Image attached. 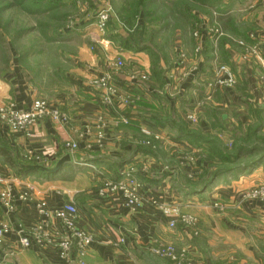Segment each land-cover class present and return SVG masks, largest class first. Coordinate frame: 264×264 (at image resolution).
<instances>
[{
  "label": "crops",
  "instance_id": "crops-1",
  "mask_svg": "<svg viewBox=\"0 0 264 264\" xmlns=\"http://www.w3.org/2000/svg\"><path fill=\"white\" fill-rule=\"evenodd\" d=\"M238 22L239 20L236 24ZM93 56L85 53V56L82 57L81 53L80 62L87 65L86 69L101 64V58L94 54ZM129 58L131 59L124 61V72L122 74L124 82L127 81L129 75L136 72L146 73L151 78L149 72L150 62L147 56H141L138 53L129 56ZM192 59L194 58L189 55L186 65H177L173 61L168 72V75L171 73V77L173 74V83L166 82V88L167 95L170 90V94L174 97L170 98L168 96L164 99V102L167 111L174 108L178 115L181 113L180 109L185 111V119L180 114L183 121H186L187 116L195 115L198 124L193 129L204 128L205 132H208L209 125L204 117L206 112H203L204 109L199 111L200 106L197 107L203 98L201 99L200 91L193 92L191 86L192 72L196 66H194ZM233 62L232 70L237 74L236 85L238 84V86L228 92L225 97L221 96V100L216 99L213 104L214 108H227L226 100H223L226 97L234 102L243 97L240 93H245L248 97L254 94V91L249 93V89L252 88L253 79L255 81L258 78L255 67L238 66L237 56H235ZM82 66L83 64L80 63L78 67ZM203 73L206 74V72ZM165 79L167 81V75ZM151 81L154 82L152 79ZM152 82H150L151 87L155 86ZM242 84H245L246 88L243 87L240 91L238 87ZM162 88L163 85L161 87L156 86L157 91ZM130 89L126 92L140 98L146 106L150 107L147 110L148 112L151 113V110H156L154 107L160 108L154 101L149 104V100L145 99L144 91L155 95L150 87L145 90L141 86L133 84ZM0 90L4 91L3 88ZM176 92L178 95H176ZM18 95L14 97V103L19 107L26 108L32 99L28 102L22 98L21 92ZM180 96L187 100L190 96H193L191 99L192 102L194 101V106L187 104V100H181ZM4 98H7V96L0 92V105L3 103L2 99ZM56 105L68 115V127L60 123L43 120L31 127V136L28 139L22 134L12 135L4 127H0V137L6 139L10 149H16L20 166L36 168V170L47 175H54L50 179L38 174L19 178L14 171L2 164L0 158V174L11 180L13 191L19 193L30 188L31 194L34 196L31 202H18L16 211L11 215L6 216L0 208V223L8 221L11 227L18 224L31 227L39 220L35 210V201H45L55 208L70 200L77 209L76 226L93 234L95 238L93 245L88 249L84 264H146L141 257L145 254L143 252L146 247L154 244L173 245L177 249L186 250L190 264H264V203L252 202L242 206L237 205L238 194L254 186V184L264 185V172L262 169L237 180L227 183L225 181L224 184H221L222 181L215 183L214 187L201 195L184 197L177 187L169 181L175 180L176 171L179 170L177 167L182 164V157L193 154L195 151L191 150L186 143L177 142L169 136L171 143L164 144L166 148L168 146L172 153H176L174 158L169 159L166 156L168 161L164 163L154 160L153 157L148 159L146 155L143 161L136 163L133 176L139 177V196L143 203V209L132 212L123 205L118 197L110 196L106 199H99L95 194V187L98 184L95 186L91 176L98 177V183L100 184L104 180L115 181L116 176L118 177L121 172L127 170L130 157L125 159L124 154L134 148L135 151L140 148L138 143H134V139H132L135 137L136 129L114 128L111 125V121L116 116L114 111L99 107L93 95L84 89L76 92L73 101L65 100ZM222 112L220 121L223 124V122L229 121L230 116H228V112L223 110ZM244 113L243 109L238 111V115ZM100 121L107 128L105 129V141L98 148L94 143L93 132L95 125ZM230 122L235 123L232 119ZM86 128L91 129L89 136L85 134ZM168 130L170 131L169 128L164 129L167 134ZM71 140H75L78 145V149L73 152L65 148V145ZM104 159L109 163L106 166L99 167L97 161ZM174 159L177 164L176 168L169 165L172 169L169 167V171L163 173L165 171L163 166L168 165L167 162H173ZM63 161L65 163L56 172L45 171L54 169L58 163ZM143 162H145V166L141 171L138 166L142 165ZM86 163L94 169L96 167L99 169L92 172V170L86 169L77 171L73 168ZM113 163L117 164L113 165ZM118 164H121V166H117ZM120 167L121 170H119ZM67 170H74V173H76L69 183L70 186L59 180V176H65ZM198 173L199 169L196 171L195 176ZM65 182L68 183V181ZM153 203L176 204L181 209L182 214L194 216L197 219L195 229L186 228L178 223L176 228L178 227L177 229L181 231L170 230L167 227L168 219L157 213ZM214 203L219 208H214ZM52 231L54 236L63 234V230L58 223L53 224ZM120 239H124V243L116 247L115 243H118ZM1 242L7 248L18 249L17 238L13 232L5 236ZM26 254H31L33 260L34 258L37 259V261L34 260L33 264L37 262H40V264H69L58 261L54 250L49 247L38 248L33 246V248L26 251ZM154 261H157L158 264L162 262L161 260L159 262L158 260ZM24 264H26V261Z\"/></svg>",
  "mask_w": 264,
  "mask_h": 264
},
{
  "label": "rangeland",
  "instance_id": "rangeland-1",
  "mask_svg": "<svg viewBox=\"0 0 264 264\" xmlns=\"http://www.w3.org/2000/svg\"><path fill=\"white\" fill-rule=\"evenodd\" d=\"M136 1L137 0H135V2ZM175 1L176 0H174V2ZM165 2L167 4H165ZM165 2L163 1L165 4L164 8H167V11L164 12L169 18L162 23L152 20L144 21L146 25V33H136L137 35L135 34L131 38V43L134 46L132 49L145 48L146 50H149L150 53H156L160 62L163 63V68L166 70L172 66L173 61L175 64L178 62L180 63L184 57L185 61L183 65H186L190 55L194 58L192 59L194 66L196 65L192 72L193 76L191 77L192 86L194 87L193 92L201 91L199 93L201 94V99L203 98L205 100V103L212 101V99L207 100L204 96L206 94L207 84L213 79L216 69L220 67L226 68L233 76L235 84L237 74L232 70V66L234 65L233 59H235V56L238 58V66L255 67V72L258 74V78H256L257 80L255 79L256 82L253 79L250 91H254L256 96L262 92L264 89V81L260 80L261 71L253 59L248 62L242 61L240 55L245 53V48H240L238 43L242 42L247 46L253 42L251 41V43H249L246 39L253 36L255 44H260V49L264 53V0H207L204 5L195 6V2L191 0L185 3L187 4L186 6L184 4L176 6V8V4H173L176 15H180V12H184L182 16L179 18L176 17L175 20L171 14H174V11L171 8V0H166ZM104 3V0H0V89H4V91L0 90V92L3 93L4 96H7V98L2 99L3 103L0 107L10 102L14 103V97L19 96V92L22 93V98L28 102L30 99H42L57 106V103L64 102L65 100H68L69 102L73 101L76 92L85 88L86 81L93 77L96 71L100 69V64H97V66L88 67V71V68H85L87 65L80 62V59L81 53L82 57L85 56V53L89 56H93V54L100 56L97 50H89L90 41L88 34L93 30L92 22L97 13L96 9L99 7L100 10L104 6ZM163 3L160 4L161 7L163 6ZM108 4H110L112 8L113 15L116 14L115 8H118L121 5L112 0H109ZM164 8L161 9L163 10ZM221 17L224 18L222 19ZM229 17L235 21V24L239 20L237 24V26H239V33L235 32L236 28H232L231 23H227ZM119 26L122 27L123 31L129 30V28L122 23H120ZM215 30H218L221 33V36L216 34L211 36L207 35L213 31L215 32ZM129 31H133V29ZM195 33L199 34V39L194 37ZM107 34L108 33L106 32V35ZM107 37L111 38L109 35H107ZM112 38L113 40L110 41L112 46L110 49L108 48L109 50L106 52L108 58L120 56L123 61H128L131 59L129 56L138 54L128 53L126 50L120 52L118 47L121 48V46L119 43H121L124 37H122L121 41V36H112ZM123 44L121 43V45ZM199 45H201L200 50L198 53H195V50ZM148 54L139 53V55L145 57H148ZM180 55L182 56L181 59H179ZM80 63L83 64V68L78 67ZM166 70L162 75V77H164V83L162 80L163 88L161 90L157 91L156 86L161 87L162 85L156 84V82H153L155 86H149L155 95L143 90L145 92L143 94L146 95L145 99L149 100V104H152L151 101H154L160 107H154L156 110H151V112L155 111L154 115H161L166 112L167 110L164 99L168 98V96L170 98L174 97V95L170 94V90L167 95L166 82H169L170 84L173 83V74L171 77V73H169V75L167 73L166 75L168 76V79L166 81ZM203 72H206V74L204 75ZM150 82L152 81L149 78V83ZM229 89L232 91L234 87L232 86ZM176 95H178L177 92ZM243 97H245V95H243ZM216 99L217 98H215V100ZM179 111L185 119V111H181V109ZM150 116L148 118H150ZM241 119L244 120L245 118L241 116ZM262 122L261 133L255 137L257 140L254 142L241 140L232 146V144H229L231 143L230 141H223L225 139L224 135H220L222 141L218 138H213L212 140L214 141L217 139L223 143V147H225L226 150L221 148L219 151L225 150L226 153L235 152L238 146L243 147L245 151L244 154H247L250 151H255V155L251 158L249 157L240 160V165H243L246 161L250 162L264 154V117ZM186 124L189 128L193 129L198 122L196 119L194 124L187 122ZM142 126L145 125L141 124L138 125V128H134L136 129V132L135 137L132 138L134 139V143H138L140 148L137 149V151H135L136 149L134 148L124 154V157H126L125 159L130 157L128 159L130 164L127 165L128 168L126 171H130L129 169L133 171L136 167V163L143 161V159H145L144 156L146 155L148 159L153 157L154 160L164 163H166L165 161H168L167 157L170 159L176 156V153H172L168 146L166 148L164 144L171 143L169 136L172 138V133L169 130L167 134L163 128L155 129L156 132H159L163 136V139L159 142H152L149 146H145L143 143L148 142V140L139 131V128ZM258 126L259 125L255 122L253 127H256L257 129ZM127 127L128 125H119L117 129ZM198 129L199 134L196 135L204 136L206 130H204V128ZM207 130L208 132H211L209 128H207ZM212 130L217 129L215 128ZM219 141H216V143H220ZM197 154L196 151L193 153L192 158L194 159V162L187 165L186 169L188 171H186L184 168L185 166L181 164L177 167L179 170L176 171L177 176L174 178L175 180L169 181L176 186L178 190L180 189L182 191L183 187H190L192 183H194V178H192V176H194L198 170L197 167L195 168ZM175 161L176 160L174 159L173 162H167L168 165L163 166V169L165 170L163 173L168 172L170 166L176 168L177 164ZM97 162L99 163V167L102 165L106 166V164L109 163V161L106 162V159ZM87 163L84 165L82 164L80 167L74 166L73 168L77 171H80L81 169L92 170L90 168L91 165ZM114 164L117 163H113V165ZM143 164L141 167L139 166L141 171H143L145 162H143ZM230 167H232L231 164L223 162L216 169L221 170ZM98 169L99 168L96 167L92 172L97 171ZM259 169H262L264 172V163L243 176L252 175ZM119 170H121V168ZM131 173L134 174L133 172ZM74 174H76L74 173V170H67L65 176H59V180L62 179L60 182L70 186L69 183ZM135 176L131 177L138 183L139 177L137 178V176ZM185 176L187 178H185ZM243 176H240L239 178ZM91 179L95 186L98 184L95 187L97 188L99 186V178L92 175ZM232 180L231 177L225 176L224 178L217 180L216 184L220 181H222L221 184H224L225 181L227 183ZM65 181H68V183ZM214 186L215 184L212 187ZM257 186H262V184H254V186L250 188ZM250 188L238 194L237 198ZM68 201L70 200H67V202ZM255 202L264 203L262 201ZM177 228L175 226L170 230L175 232L181 231ZM26 251L7 248V246L1 242L0 263L24 264L26 261V264H33L34 260L37 261L35 258L34 260L32 259L33 256L31 254H26ZM143 253L145 254L141 258L146 264H158L156 263L157 261L154 260H158V262L161 260L162 262L160 264H168L167 260L159 259L151 255L149 247H146V250H144ZM36 264H40V262H37Z\"/></svg>",
  "mask_w": 264,
  "mask_h": 264
},
{
  "label": "built area",
  "instance_id": "built-area-1",
  "mask_svg": "<svg viewBox=\"0 0 264 264\" xmlns=\"http://www.w3.org/2000/svg\"><path fill=\"white\" fill-rule=\"evenodd\" d=\"M104 2V6L97 11L92 22L93 30L88 34L89 50H97L100 53V69L86 81L85 87L93 93L100 107L114 111L116 116L111 121V125L117 128L119 125H129V119L122 112L132 106L135 101H138V98L115 84L118 76L122 75L124 61L120 56L113 58L106 56V52L112 46L110 40L108 41L105 38L111 8L107 0H104ZM214 34L221 36L218 30H215ZM194 37L199 39V34L195 33ZM249 39L253 43L247 46L245 43H238L240 48H245V53L240 55V58L242 61L247 62L253 59L261 71L260 80L264 81V53L260 49L261 45L255 44L253 36H250ZM200 47L201 45L197 47L195 53L199 52ZM181 58L180 55L179 59ZM184 61L185 57L177 65H183ZM142 82L149 83L148 75L136 72L128 76L126 84L127 87L131 88L133 84L139 85ZM233 84V76L226 68L216 69L213 79L207 84L206 99H212L216 92L229 89ZM204 101V99L200 101L197 107L201 106ZM257 104L264 108V89L258 96ZM43 120L60 123L66 127L69 126L68 115L57 106L42 99L32 100L26 108L18 107L17 104L11 102L0 107V127H4L12 135L22 134L28 139L31 136V127ZM186 120L188 123L194 124L196 117L195 115H189ZM106 128L102 121L97 122L94 127V143L98 148L105 141ZM139 131L148 140V142L143 143L145 146L163 139L159 132H153L146 126L140 127ZM90 133L91 129L86 128L85 134L89 136ZM65 148L73 152L78 149V145L75 140H71L65 145ZM192 155L182 157L181 163L185 167L194 162ZM90 168L95 170L93 167ZM131 172H133L131 169L130 171L121 172L117 181H102L96 188V196L99 199H106L110 196L118 197L130 211L138 212L142 210L143 203L139 196V185L131 177L133 176ZM33 199L34 196L31 194L30 188L27 191L15 193L11 186V180L0 174V208L6 216L16 211L18 202H31ZM255 201L264 202V185L250 188L242 193L237 198V205L242 206ZM153 206L161 217L168 219L167 227L169 229H173L178 223L186 228L195 229L197 219L194 216L182 214L181 209L176 204L153 203ZM213 207L219 208L216 203L213 204ZM35 210L39 220L31 227L20 224L11 227L8 221H2L0 223V242L5 236L13 232L17 238V247L22 251L29 250L33 246L38 248L49 247L54 250L55 256L60 262L72 264L75 261L76 264H84L88 249L93 245L95 238L93 234L76 226L77 209L75 205L69 201L60 207L54 208L47 202L38 200L35 201ZM55 223H58L63 230L61 236H54L53 234L52 226ZM123 243L124 239H120L118 243H115V246L117 247ZM149 252L154 257L167 260L172 264H190L187 251L177 249L173 245L154 244L149 247Z\"/></svg>",
  "mask_w": 264,
  "mask_h": 264
},
{
  "label": "trees",
  "instance_id": "trees-1",
  "mask_svg": "<svg viewBox=\"0 0 264 264\" xmlns=\"http://www.w3.org/2000/svg\"><path fill=\"white\" fill-rule=\"evenodd\" d=\"M109 0H107L108 2ZM111 1V0H110ZM116 1L119 4H121L118 8H115V13L113 15V11L111 8V13L109 15L108 23H107V35L111 36V38H108L106 35V38L110 41L113 40L112 36H121L120 41L122 40V37L124 39L121 41L123 45L120 44L121 48H119L120 52L123 50L128 53H149L148 58L150 62L149 72H150V79H152L154 82L158 84H162V80L164 83V77L162 75L164 74V71L166 70L163 68V63L160 62V59L156 56V53H150L149 50L143 49H132L134 46L131 43V38L136 34H144L146 33V25L144 21L146 20H152L157 21L159 23H162L167 18H169L164 11H167V8L165 7V4H167L166 0H112ZM165 2V4L163 3ZM187 1L191 0H171V8L174 11V14H172V17L179 18L183 15L184 12H180V15H176L175 9L173 7V4L176 6L184 5L187 3ZM195 5H204L206 4L207 0H192ZM163 3V6L161 7L160 4ZM187 4H185L186 6ZM161 8H164L163 10ZM99 10V7L96 9ZM177 12V11H176ZM222 19L224 17H221ZM123 25H126L129 30L133 29V31L129 30H122V27L119 26L120 23ZM227 23H231L232 28H236L235 32L239 33V26L235 24V21L233 19H230V17L227 19ZM110 32V34H109ZM127 32V33H126ZM126 33V34H125ZM137 35V34H136ZM208 36L214 35V31L212 33H208ZM245 37V36H244ZM246 39V37H245ZM251 43V40L248 38L246 39ZM119 41V39H118ZM119 41V42H120ZM123 51V52H124ZM100 55V53H99ZM100 57V56H99ZM170 67L167 68L165 72L166 74L169 72ZM124 72V67L122 70V74ZM237 80V79H236ZM115 84L117 87L129 91L130 87H127L126 82L123 81L122 75L118 76L117 80L115 81ZM153 84V82H152ZM139 86H141L143 89L148 90V87L151 86L150 83H140ZM192 86V85H191ZM236 86V87H235ZM238 84L233 85V87L236 89ZM245 87V84L239 85L238 90ZM132 88V87H131ZM86 90L87 92H90L92 95L93 93L85 88H82V90ZM135 89V88H134ZM194 87L192 86V90ZM232 89V88H231ZM231 89H223L221 91L216 92L212 96V101L205 103L202 106H200L199 111L204 109L206 111V114L204 117L207 120V123L209 125V128L211 132L204 133V136H199L196 134H199L198 129H192L189 128L186 124L188 121H183L181 118V115H178L177 112L174 110V108H171L170 110L164 112L161 115H154L155 111L148 113L147 110L150 109V107L146 106L145 103L142 102V100L139 98V101H135L134 104L127 109H125L122 113L123 115L129 119V125L128 129L132 128H138V125H145L148 127L151 131L155 132V129L157 128H169L170 131L172 130V138L180 143H186V145L191 149L195 150L196 153V164L195 168L197 167L199 169V173L195 176H192L194 178V183L190 187H183L182 191L179 189V192L182 196L188 197V196H198L206 191H208L217 180L220 178H224L225 176L231 177V179L235 180L238 179L240 176H243L244 174H247L250 171L255 170L258 168L261 164L264 163V154L261 157H258L256 159H253L252 161H246L245 164L240 165V160H243L244 158H251L254 156V152L250 151L247 154H244V149L242 146H238L236 151L233 153H226L225 147H223V143H221V136L224 135L225 139L223 141H230L232 146H234L235 143L242 141H256V136H258L261 133V124L263 125V117H264V108L259 106L257 104V99L259 94L256 96V93L252 95H249V97L244 93H241L242 95H245V97H242L241 99H238V101L232 102L231 99L226 97L223 99L226 100V105H228L227 108H221L217 107L214 108L213 104L215 101V98L221 100V96L225 97V95L230 92ZM248 89V86H247ZM131 90V89H130ZM241 91V90H240ZM201 92V91H200ZM250 93V89H249ZM94 97V95H93ZM193 97V96H192ZM191 96L187 100L186 98L180 97L181 100H187V104L194 106V101L192 102ZM160 98V97H159ZM95 99V97H94ZM173 101V100H171ZM95 102L97 105L98 102L95 99ZM228 102V103H227ZM61 109V108H60ZM152 109V108H151ZM243 109L245 111L244 114L238 115V111ZM62 110V109H61ZM228 112L229 121L223 122V124L220 121V116L223 113L222 112ZM63 111V110H62ZM145 112V114H143ZM151 114V116H150ZM150 116V118H148ZM241 116L245 118V120L241 119ZM184 119V118H183ZM234 120L235 123L230 122V120ZM257 123L259 125L256 129L254 126V123ZM217 130H212V129ZM221 135V136H220ZM204 137V138H203ZM213 138H218L219 140H212ZM216 141H219L220 143H216ZM226 144V143H224ZM221 148L225 150L219 151ZM228 150V149H227ZM257 150V149H255ZM227 156V157H225ZM0 158L2 159V164L6 167H8L10 170L14 171L15 175L19 178H25L27 176L31 175H42V177L46 179H50L54 175H47L46 173H43L36 169H30V167H22L20 166V161L18 157V153L16 149H10L9 146L6 143L5 138L0 137ZM223 162H228L232 165L230 168H224L221 170H217L216 168L221 165ZM117 166H121V164H118ZM140 167L142 165H139ZM138 166V168H139ZM123 167V166H122ZM121 168V167H120ZM119 168V169H120ZM186 171V167H184ZM118 170V168H117ZM135 171V170H134ZM165 176V175H161ZM120 178L119 176L115 177V181ZM161 178V177H160ZM159 178V179H160ZM185 178H187L185 176ZM191 178V179H192ZM62 180V179H61ZM180 224V223H179ZM183 226L182 224H180ZM177 226V225H176ZM72 264H76L75 261H73ZM168 264H172L168 261Z\"/></svg>",
  "mask_w": 264,
  "mask_h": 264
},
{
  "label": "water",
  "instance_id": "water-1",
  "mask_svg": "<svg viewBox=\"0 0 264 264\" xmlns=\"http://www.w3.org/2000/svg\"><path fill=\"white\" fill-rule=\"evenodd\" d=\"M65 162L63 161V162H60V163H58L57 165H56V167L54 168V169H52V170H45L46 172H52V173H54V172H56L57 170H59L60 169V167L64 164ZM30 169H36V168H30Z\"/></svg>",
  "mask_w": 264,
  "mask_h": 264
}]
</instances>
